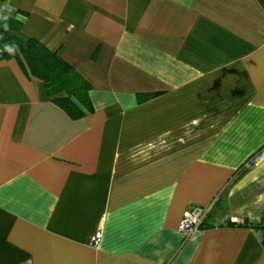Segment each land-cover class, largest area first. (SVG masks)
I'll return each instance as SVG.
<instances>
[{"label":"crops","instance_id":"obj_1","mask_svg":"<svg viewBox=\"0 0 264 264\" xmlns=\"http://www.w3.org/2000/svg\"><path fill=\"white\" fill-rule=\"evenodd\" d=\"M5 6L92 111L71 119L0 60V264H264V153L237 171L264 146V0ZM207 205L184 240L183 213Z\"/></svg>","mask_w":264,"mask_h":264},{"label":"trees","instance_id":"obj_2","mask_svg":"<svg viewBox=\"0 0 264 264\" xmlns=\"http://www.w3.org/2000/svg\"><path fill=\"white\" fill-rule=\"evenodd\" d=\"M0 0V60L15 58L24 70L39 79L52 102L62 109L71 119H79L92 111L88 82L56 51L49 49L34 37L21 30L23 13L5 6ZM149 95H137L142 102ZM264 153V146L253 153L237 171L250 168ZM257 227V224L248 225Z\"/></svg>","mask_w":264,"mask_h":264},{"label":"built area","instance_id":"obj_3","mask_svg":"<svg viewBox=\"0 0 264 264\" xmlns=\"http://www.w3.org/2000/svg\"><path fill=\"white\" fill-rule=\"evenodd\" d=\"M210 208L211 205L193 206L183 213L177 231L184 240L190 238L199 230L205 220L206 215L210 211ZM257 224H260L263 227L261 245L264 247V223L262 224L260 221H257ZM98 236L99 234L95 233V235L91 238V244L95 245L97 243Z\"/></svg>","mask_w":264,"mask_h":264}]
</instances>
